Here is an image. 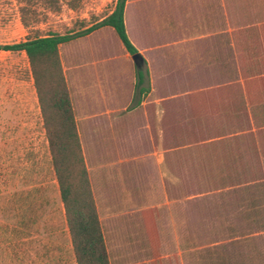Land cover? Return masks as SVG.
Segmentation results:
<instances>
[{
    "label": "rangeland",
    "instance_id": "1",
    "mask_svg": "<svg viewBox=\"0 0 264 264\" xmlns=\"http://www.w3.org/2000/svg\"><path fill=\"white\" fill-rule=\"evenodd\" d=\"M116 3L38 5L27 28L0 0V43L74 36ZM124 18L141 67L110 26L60 46L110 264H264V0H128ZM71 244L29 59L0 50V264H77Z\"/></svg>",
    "mask_w": 264,
    "mask_h": 264
},
{
    "label": "trees",
    "instance_id": "2",
    "mask_svg": "<svg viewBox=\"0 0 264 264\" xmlns=\"http://www.w3.org/2000/svg\"><path fill=\"white\" fill-rule=\"evenodd\" d=\"M127 1L117 0L114 10L108 16L74 36L48 34L28 37L14 44L0 43V50L24 51L29 59L77 264H110V260L85 163L60 46L73 37L110 26L126 50L131 55L137 53L138 49L126 30L124 16ZM82 2L83 0H67V5L76 10ZM19 4L21 21L29 28L42 20L43 12L38 5L51 11H59L62 0H19ZM146 73L142 69L137 70L136 89L140 97L150 90L149 86H144Z\"/></svg>",
    "mask_w": 264,
    "mask_h": 264
},
{
    "label": "water",
    "instance_id": "3",
    "mask_svg": "<svg viewBox=\"0 0 264 264\" xmlns=\"http://www.w3.org/2000/svg\"><path fill=\"white\" fill-rule=\"evenodd\" d=\"M132 58L138 67H141L145 63V58L140 52L133 54Z\"/></svg>",
    "mask_w": 264,
    "mask_h": 264
},
{
    "label": "crops",
    "instance_id": "4",
    "mask_svg": "<svg viewBox=\"0 0 264 264\" xmlns=\"http://www.w3.org/2000/svg\"><path fill=\"white\" fill-rule=\"evenodd\" d=\"M143 102V98L140 100V103H139V105L141 104ZM72 245V244H71ZM73 246V245H72Z\"/></svg>",
    "mask_w": 264,
    "mask_h": 264
}]
</instances>
